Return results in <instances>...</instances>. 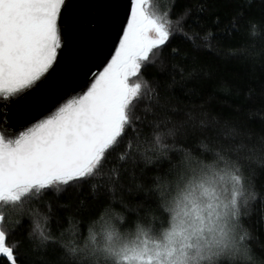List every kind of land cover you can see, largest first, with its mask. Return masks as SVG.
<instances>
[{
	"label": "snow or ice",
	"instance_id": "snow-or-ice-1",
	"mask_svg": "<svg viewBox=\"0 0 264 264\" xmlns=\"http://www.w3.org/2000/svg\"><path fill=\"white\" fill-rule=\"evenodd\" d=\"M64 4L65 0H0V97L34 89L53 68L62 47ZM185 19L181 14L173 20L170 9L157 15L149 0H130L119 47L85 91L18 134L3 127L7 117L0 111V256L10 264H17V256L7 242L6 211H18L26 200L40 199L48 190L59 194L69 186L88 184L96 192L105 187L101 181L118 182V170L109 167L106 173L105 168L122 143L116 156L121 167L137 156L155 165L169 159L170 152L181 153L176 164L169 160L173 178L154 181V189H149L163 218L151 205L143 209V217L140 209H133V227L122 230L125 217L105 210L102 227L89 230L83 248L61 245L71 264H257L243 221L251 215L249 208L256 207L254 202L264 215V198L258 197L247 175L254 158L264 168V136L258 158L243 143L218 150L201 143L204 159H198L167 142L181 135L185 125L168 127L167 120L157 123L137 114V107L156 95L147 78L141 79L142 69L155 66V58L177 34L195 43V37L183 30ZM149 123L151 155L148 150L139 152L145 141L138 125ZM129 132L135 144L133 138L126 139ZM227 135L239 134L229 129ZM35 240L45 248L56 243L42 229Z\"/></svg>",
	"mask_w": 264,
	"mask_h": 264
},
{
	"label": "trees",
	"instance_id": "trees-1",
	"mask_svg": "<svg viewBox=\"0 0 264 264\" xmlns=\"http://www.w3.org/2000/svg\"><path fill=\"white\" fill-rule=\"evenodd\" d=\"M149 4L157 15L170 9L173 20L184 14L183 30L195 37V43L177 34L163 48L162 56L155 58V66L142 69L141 79L147 78L156 95L143 101L137 114L157 123L167 120L168 127L172 123L185 125L181 135L167 142L191 152L194 158L204 159L201 143L217 150L243 143L258 158L260 137L264 136V0H158V4L149 0ZM146 108L152 112L145 113ZM189 116L192 119H187ZM138 127L145 141L139 152L148 150L151 155L152 124ZM229 129L239 135L229 137ZM128 138H133L131 132ZM123 148L122 143L111 153L112 163L105 168L106 173L109 167L118 170V182L101 181L105 187L96 192L88 184L69 186L59 194L48 190L40 199L26 200L18 211H6L7 242L15 249L17 264H71L72 258L65 255L61 245L83 248L89 230L102 227L100 218L105 210L114 217H125L122 230L133 227L137 219L133 209H140L143 217V209L151 205L152 212L163 218L149 189H154V181L173 178L169 160L176 164L181 153L170 152L169 159L155 165H146L137 156L135 162L121 167L116 156ZM247 175L258 197L264 198V168L255 158ZM254 203L256 207L249 208L251 215L243 223L251 233L257 264H261L264 215L261 205ZM41 229L50 232L56 243L45 248L35 240ZM0 264L10 262L0 256Z\"/></svg>",
	"mask_w": 264,
	"mask_h": 264
},
{
	"label": "water",
	"instance_id": "water-1",
	"mask_svg": "<svg viewBox=\"0 0 264 264\" xmlns=\"http://www.w3.org/2000/svg\"><path fill=\"white\" fill-rule=\"evenodd\" d=\"M129 14L130 0H65L57 62L34 89L0 97L3 127L18 134L85 91L115 54Z\"/></svg>",
	"mask_w": 264,
	"mask_h": 264
}]
</instances>
